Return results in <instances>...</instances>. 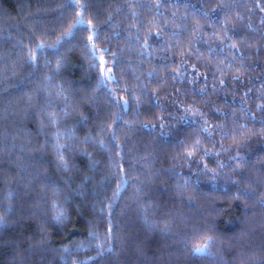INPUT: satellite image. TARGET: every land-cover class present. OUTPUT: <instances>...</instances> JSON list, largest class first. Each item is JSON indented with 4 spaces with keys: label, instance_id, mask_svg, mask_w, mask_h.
<instances>
[{
    "label": "trees",
    "instance_id": "16d2710c",
    "mask_svg": "<svg viewBox=\"0 0 264 264\" xmlns=\"http://www.w3.org/2000/svg\"><path fill=\"white\" fill-rule=\"evenodd\" d=\"M84 2L89 5L84 20L94 17L98 25L97 48L108 49L95 57L98 61L104 55L110 60L111 53H117L113 71L121 86L150 80L149 90L156 88L164 71L171 72L180 59L176 54L180 49L169 51L162 45L177 40L182 48L192 47L193 54L185 59L196 64L207 79L201 75L190 83L188 78L167 76V83L158 91L163 109L145 98L138 118L131 93H117L129 99L126 114L117 125V138H126L124 167L130 182L111 210L113 252L95 257L97 240L107 247L109 209L105 205L112 199L118 173L111 166L108 149L93 141L85 143V137L99 139L101 125L112 123L111 113L117 109L108 102L103 88H97V70L90 67L93 57L82 41L88 34L86 28L77 31L59 52L41 54L35 66L26 61L25 46L34 45L44 32L50 33L46 43H52L71 23L75 9L59 7L67 0H0V215L4 216L0 264H63L61 249L65 245L78 260L94 257L88 264H260L264 259V126L260 123L264 112L256 104L264 103V29L259 25L261 14L255 0ZM133 11L137 13L135 21ZM235 12L244 16L243 21L235 22L237 35L233 37L242 57L230 49L221 53L218 42L211 40V32L219 31V20ZM109 13L110 24L105 23ZM249 19L251 29L247 27ZM149 21L150 27L161 32V38L153 35L150 40L151 58L140 55L138 46L128 40L129 24L140 25L143 40ZM196 24L201 25L203 40L193 36ZM209 47L216 51L210 53ZM161 52L167 55L161 56ZM57 56L63 59L59 72ZM233 56L248 66L239 80L231 79L236 66H227ZM164 60L167 62L162 63ZM220 60L223 65H218ZM154 67L158 70L149 77ZM217 67L224 76L214 71ZM189 75L195 77L194 72ZM220 79L226 81L223 87ZM200 89L203 95L198 94ZM205 99L211 103L205 104ZM193 100L210 124L224 125L227 136L221 137L219 128L209 129L211 137L200 133L203 121L199 117L181 120L184 112L175 101L192 105ZM241 101L255 114V122L242 114ZM217 108L226 115L217 113ZM158 116L165 118L163 129ZM130 121L132 128L125 126ZM141 122L155 123V129L141 128ZM241 124L247 126L241 128ZM197 134L201 148L211 152L187 163L183 157L174 161L183 151L180 141L190 143ZM58 145H66L60 149L66 169L59 160ZM108 147L114 154L115 148ZM146 152L150 158L141 159ZM237 152L243 158L242 169L235 168V160L217 169L218 162L235 157ZM112 163H119L114 155ZM168 169L171 171H161ZM212 169H217L215 177ZM246 191L253 194L245 195ZM53 201L66 210L60 223L52 219ZM193 223L202 230L214 229L207 233L216 238L211 255L189 254L184 247L182 238ZM191 239L196 242L195 237Z\"/></svg>",
    "mask_w": 264,
    "mask_h": 264
},
{
    "label": "snow or ice",
    "instance_id": "6c2138e0",
    "mask_svg": "<svg viewBox=\"0 0 264 264\" xmlns=\"http://www.w3.org/2000/svg\"><path fill=\"white\" fill-rule=\"evenodd\" d=\"M131 7V5H129ZM157 8L159 7V4L156 5ZM61 9L64 8H74L75 12L72 18L71 23L68 24L67 28L62 29L59 35L55 37V40L52 43H46L50 33L44 32L41 33L40 36L36 37V43L31 46H25L26 47V61L29 63H32L34 66L37 64L38 60L40 59L41 54L47 53V52H53L57 53L59 52L60 47L68 40H70L72 37L75 36V33L81 28H86L87 30V36L82 37V41L84 44V47L86 50L89 51V54L93 57V62L90 64V67L97 70V88H103L104 92L107 94V100L111 105H114L117 111L111 113L112 117V123L109 124H102L100 132L103 133V135H99V139L93 138L90 135L85 137V143L89 141H93L95 143H98L101 148L108 149L109 151V161L111 163V166L115 169L116 173H118V179L116 188L113 192L112 199L105 205L109 209V231H108V243L107 247H104L103 243L99 240L96 241V254L95 257H104L107 254H111L114 249V243L112 242V235L111 230L114 226L111 221V210L114 208L115 204L118 202L119 196L122 194V190L127 187L128 183L130 182V178L125 174V167H124V148H125V139H118L117 138V125L119 121L122 118V115L126 114V109L129 107V99L125 95H118L117 93L120 91H123L124 93H131V99L135 100L137 104V110H136V116L138 118L139 116V106L144 101L145 98L150 97L154 104L163 109L164 105L161 103L160 97L158 95V91L163 89V86L167 83V76H171L173 80L177 79H184L188 78L189 82H193V80L196 77H199L201 75H205L204 73H201L197 70L196 64H189L188 61L185 59V56H191L193 54L192 47L188 48H182L181 47V41L177 40L175 43H172L169 41L167 45H162V48H167L169 51H174L176 49H180L176 52V54L179 56V63L176 65V68L173 69L171 72L164 71V73L160 77V83L157 85L156 88H152L149 90V81H141L138 84L128 85L127 82H124L121 86V82L116 80L115 73L113 69L115 68V61L117 59V53L113 52L111 53V59L107 60L104 55L99 56L98 61L95 57V53L97 52H103L107 53L108 49L107 47L103 48H97L95 44V40L98 38V25L95 23L94 17H90L87 21L84 20L85 15V9L89 7L87 3L84 2V0H67V3L64 5L59 6ZM231 7V6H229ZM255 8L259 9L260 12V20L259 25L262 29H264V0H255ZM221 11L224 9L221 8ZM249 12H252L253 9L250 6L248 9ZM202 15L208 16V12H201ZM137 13L135 11L132 12V18L133 21L136 20ZM217 19L216 17H213V20ZM244 16L241 15L239 12H235L232 15H225V17L222 20H219V31H212L211 32V40L218 42L219 44V51L222 53L225 50H233L237 55L243 56V53L240 52V48L238 46V43L233 37L237 35L236 28H235V22L236 21H243ZM105 23H112V13H109L108 17L105 20ZM149 28L145 32L144 39L141 40L140 33L141 28L140 25L133 22L129 24L128 26V40L130 43H133L134 45L138 46L139 48V54L140 55H146L149 58L152 57L153 53L150 51L151 45L150 40L155 35L157 38H161V32L157 30L156 28L150 27L152 24V21H149ZM165 22V26H166ZM247 27L249 29L252 28V22L249 19V22L247 24ZM201 25L196 24L194 26L193 36L197 41L203 40L204 36L201 35ZM173 35H180L178 32H173ZM207 44L208 41H205ZM209 52H215L216 49L209 47ZM166 52H161V56H166ZM46 58V57H45ZM167 60L162 61V63H166ZM218 65H223L224 61L220 60L217 62ZM63 59L60 56H57L56 58V70L59 72L60 68L62 67ZM108 64H111V67H107ZM235 67V72L232 75V80H239L243 77V75L248 71V66L244 63L243 59H240L237 62L236 56H233L231 60L228 61L227 66L229 68ZM158 69L153 68L151 72H149V77H151ZM214 71L219 72L221 76H224L225 73L217 67ZM189 72H194L195 77H192L189 75ZM205 79H207V76L205 75ZM137 80H139V77H137ZM226 81L225 79L219 80V86L223 87L225 85ZM110 84H116L117 87H109ZM213 89L217 87V84L214 82L212 85ZM95 91V90H94ZM176 92H179V89H176ZM250 92V90H249ZM249 92L245 93V96L249 94ZM198 94L203 95V89L198 90ZM261 100H264V96H261ZM177 106L181 109H183L184 115L181 117L182 121H188L194 117H199L203 122L200 126V133L207 134L209 137L212 136V132L209 131V129H215L219 128V135L221 137L227 136L228 132L225 129L223 124L220 125H213L210 124L206 118V113L201 111L200 108L194 107L195 100H193L192 105H186L183 102L175 101ZM205 104L211 103V101L205 99ZM256 108L260 110L261 112H264V103H257ZM240 109L243 115L250 118L253 122L256 121V116L254 113L250 112L248 107L241 101L240 103ZM217 113H221V109L217 108L215 109ZM226 115V113H221ZM169 118L171 117V114H169ZM156 120H158L159 125L161 129H163L166 126V121L163 116L156 117ZM55 120H52V123L55 124ZM195 122V121H194ZM260 123L262 126H264V116L260 118ZM126 127L132 128L134 126L133 122H126ZM155 123L151 125H147L143 122H141L140 127H151L153 130L155 129ZM246 124H241L240 127L244 128L246 127ZM41 127H43V123L41 122ZM236 129H234V132ZM163 134V133H162ZM241 136H243V133H240ZM235 139V137H234ZM180 144L183 146V151L178 152L176 156L173 157V160L176 162H179V158L183 157L185 162L191 161L194 157L200 156L201 159H203V156L208 155L211 150L208 148H201V140L199 139V134H197V138L192 140L190 143H186L184 140L180 141ZM111 145L112 148H115V153L113 154L111 152V148L108 146ZM66 145H58L57 150L59 153V160L62 164V166L66 169L68 167L67 162L64 159V156L62 152H60V149L65 147ZM221 149L226 151L227 149L223 148V145H221ZM83 151L86 152V149ZM113 155L116 160L119 161V163H112L113 161ZM89 157L91 158V154H89ZM143 160H148L150 158V153L146 152L143 156L140 157ZM243 158L240 156L239 152H237L235 157H228V160L225 162H218L217 169H224L227 164L231 163L233 160L236 161L235 168L236 169H242L244 167L243 163H241V160ZM93 166H95V162H93ZM217 169H212L213 176L217 175ZM205 170H207V165H205ZM170 172L171 169L168 170H161ZM146 175L151 176V173L148 172ZM136 179L137 185L143 184L142 181H140L138 178ZM235 181V178H233ZM185 184L188 183L187 180L184 181ZM137 199H139V193H140V187H137ZM245 195H252V192L246 191L244 193ZM239 193L237 194V198H239ZM261 203L264 204V199L261 200ZM52 208L54 209L52 219L56 222L60 223L66 218V210L65 208L57 203L56 201H53ZM101 212H103V208L101 209ZM4 222V216L0 215V223ZM146 224H148L147 220L145 221ZM149 227H154L153 224H148ZM169 227L168 224H165V230H167ZM214 231L213 228L208 227L206 230H202L201 226L198 224H191L190 228L185 232L184 237L182 238L184 247L187 249L189 254H209L211 255V249L214 244H216V238L213 235L207 234ZM90 237L92 239H95V235L93 233H90ZM191 237L196 238V242L193 243ZM44 241L41 242L43 244ZM63 252V256L61 259L63 260V264H69V258H71V264H88V262L93 261L94 257H87L84 261L78 260L75 257H72V249L69 248L67 245L64 246L63 249H61ZM260 264H264V259L261 260Z\"/></svg>",
    "mask_w": 264,
    "mask_h": 264
}]
</instances>
